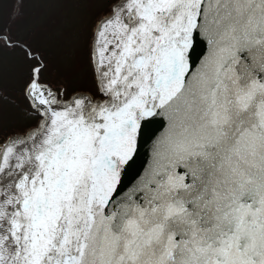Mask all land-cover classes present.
Masks as SVG:
<instances>
[{"label": "snow or ice", "instance_id": "snow-or-ice-1", "mask_svg": "<svg viewBox=\"0 0 264 264\" xmlns=\"http://www.w3.org/2000/svg\"><path fill=\"white\" fill-rule=\"evenodd\" d=\"M24 2L0 17L31 118L0 131V264H264V0H72L99 8L72 92L13 34Z\"/></svg>", "mask_w": 264, "mask_h": 264}, {"label": "trees", "instance_id": "trees-1", "mask_svg": "<svg viewBox=\"0 0 264 264\" xmlns=\"http://www.w3.org/2000/svg\"><path fill=\"white\" fill-rule=\"evenodd\" d=\"M15 0H0V17L8 22ZM97 7H82L72 0H25L22 16L12 23L13 34L27 40L43 53L49 67L43 79L52 85L74 90L94 89V77L88 65L89 27ZM0 59L11 71L3 82V128H15L31 122L22 99V73L18 54L0 52Z\"/></svg>", "mask_w": 264, "mask_h": 264}, {"label": "water", "instance_id": "water-1", "mask_svg": "<svg viewBox=\"0 0 264 264\" xmlns=\"http://www.w3.org/2000/svg\"><path fill=\"white\" fill-rule=\"evenodd\" d=\"M150 148H151V141L144 144V146H143L142 153H141L142 167L140 165H138V168L140 169L141 174H143V167H147V162L150 158Z\"/></svg>", "mask_w": 264, "mask_h": 264}]
</instances>
